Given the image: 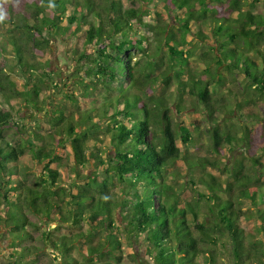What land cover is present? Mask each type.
Listing matches in <instances>:
<instances>
[{
  "label": "trees",
  "instance_id": "obj_1",
  "mask_svg": "<svg viewBox=\"0 0 264 264\" xmlns=\"http://www.w3.org/2000/svg\"><path fill=\"white\" fill-rule=\"evenodd\" d=\"M259 1L141 0L140 7L125 8L122 0H0L5 15L0 22V229L12 240V264H39L42 255L51 257L48 264H80L72 252L82 238L89 248L81 264H123L122 243L112 231L118 227L130 236L132 245L145 234L150 264H218L225 252L233 264H264V210L258 209V201L264 200L260 193L264 180L259 170L247 172L243 160L225 166L230 174L225 185L205 172L198 184L191 181L200 190L183 202L175 181L167 182L178 176L175 171L169 175V168L185 156L187 147L197 148L193 142L203 136L212 145V153L225 156L224 144L240 145L247 158L260 165L255 141L264 137V126L247 108L264 102V14L254 12ZM150 4L160 7L158 12L148 10ZM152 11L153 18L148 15ZM189 34L201 46L206 44L207 50L197 55L196 46L187 41ZM67 37L75 41L71 59L76 64V85L85 84L81 98H69L85 106L108 97L98 110L79 109L70 116L66 109L45 112L49 104L41 95L49 90L45 79L53 72L43 70L48 60L38 59L47 57L56 40ZM145 42L147 46L160 42L168 52L169 65L166 73L157 76L153 65L139 79L131 51L138 47L143 51ZM6 53L16 58L11 70L2 61ZM195 57H200L201 68L194 71ZM184 73L188 80L180 83L190 85L193 108L203 105V111H196L212 124L206 131L200 130V124L195 126L202 136L191 128L196 112H186L187 106L179 102L176 109L183 119L178 124L165 98H155L152 86H147L160 76L170 84ZM14 77L24 78V85L20 87ZM239 77L247 84L241 93L233 90ZM229 83L233 86L227 87ZM101 84L117 96H94ZM224 94L232 101L219 104ZM14 101L43 115L50 133L43 135L39 127L31 136L17 130ZM221 109L248 117L246 122L259 123L261 130L256 135L253 127L239 124L221 131V119L216 116L224 113ZM10 131L21 135L22 141L9 140ZM104 135L110 137L115 153L100 179L99 167L105 161L87 153L91 142L105 143ZM60 146H69L75 158L77 179L69 185L58 168L61 158L55 152ZM27 152L43 166L32 186L28 184L31 170L19 163ZM200 164L221 167L219 159H201ZM246 203L255 211L244 209ZM119 209L121 220L116 217ZM29 215L59 225L81 226L86 221L90 228L88 234L72 236L44 230L39 237L43 247L29 245L34 240L32 231L38 229ZM201 215L205 216L202 222ZM255 218L259 221L254 228L242 226V219ZM96 231L107 236L92 244Z\"/></svg>",
  "mask_w": 264,
  "mask_h": 264
},
{
  "label": "rangeland",
  "instance_id": "obj_2",
  "mask_svg": "<svg viewBox=\"0 0 264 264\" xmlns=\"http://www.w3.org/2000/svg\"><path fill=\"white\" fill-rule=\"evenodd\" d=\"M122 3L125 8H132V7H140L141 6V0H122ZM150 9L148 10H159L158 7L155 5H149ZM254 12L256 13H262L264 14V0H260L256 6ZM165 15V13H163ZM178 16H182V12L177 13ZM149 17L153 18L155 17V13L152 11ZM166 16V15H165ZM165 21L166 19L163 18ZM173 21V20H172ZM65 23H67L65 21ZM98 23V22H97ZM159 25H162L161 23H158ZM174 24V21H173ZM158 30V28H156ZM141 34V31H140ZM73 40V39H72ZM187 41L194 44L197 48V55L202 54L207 49L205 46L206 44L200 45V42H198V39H195L193 34H189L187 36ZM74 43L70 42L68 40V37L65 40L58 39L53 43V47L51 51H48L49 54L45 59H38L39 62H46L48 60L49 66L44 68V71L47 72H53L51 73V76L48 79H45L46 82H48L49 90L44 91L41 95L42 98L47 100L48 107L45 108V112L53 111L57 109H66V115L70 116L77 111H83L84 109H95L98 110L104 101L108 100V97L105 100H99L98 102L93 103H86L85 106H83L79 102H74L69 98V96H74L75 98H78L84 95L85 93V84L83 83L82 86H77L76 83L78 82L77 77H75V66L76 64L72 61L71 56ZM76 47V46H75ZM72 48V49H71ZM142 49L138 47L137 49H133L131 51V54L134 56L133 60L131 61L132 66L135 65V74L140 79L142 75L148 74L151 70L150 68L153 65H156L157 70L154 73V76H157L159 73H166V70L169 65L168 60V52L166 48H163L160 46V42H158V45L154 42H152L151 46H147V43L145 42ZM158 49H161L158 50ZM156 54V55H155ZM5 57L2 58L3 63L5 64V68L8 70L12 69V64L16 62V58L11 53L4 54ZM200 57H195V59L192 62V69L199 70L201 68L200 64ZM112 63V61H110ZM143 68L139 71V69ZM180 68V67H179ZM172 75V74H170ZM85 77V76H84ZM188 75L183 74L180 76L179 79L173 78L170 82V84H166V82L163 80V77H159L154 83H150L147 85L148 87L152 86L154 97L155 98H165V102L171 109L173 108V111L171 112V115L176 120L178 124L182 122L183 116L177 113L176 106L179 102L183 101L184 105L187 106L188 111L186 112H196L194 117L191 119L192 123V129L194 131V134L196 136H202V133H199L198 131L195 132V126L200 124V130L206 131L211 127L212 124H210L209 121L203 119V116L198 113L203 111V105L197 106V109H194L192 106V102H194V96L189 91V86L184 87L180 82H185L188 80ZM17 84L22 87L25 83L24 78L22 77H14ZM95 81V79H94ZM122 83H125V78H122ZM108 83V81H107ZM68 86V87H67ZM113 86H118L117 83H114ZM233 86L232 83H229L227 87ZM247 88V84L245 81H243L242 77L238 78L237 83H235V86H233V90L240 92L242 90H245ZM210 90H213V87L210 88ZM132 94H137V90L132 89ZM94 96H111L110 99H114L117 96V92L112 91L111 89H108L107 85L101 84L98 85V91L93 92ZM182 97V98H181ZM49 100V101H48ZM232 101L231 96L228 94H224V99H220L218 101L219 104H228ZM46 105V104H45ZM14 106V114L15 115V122L19 125V128L17 130L23 131L25 134L27 133L29 136H31V132L34 128H42L41 133L43 135H48L50 133V127L44 119L43 115L37 113V112H31L24 108L23 103H17V101L13 102ZM120 110L123 109V106H118ZM231 108V107H230ZM248 110L255 114L256 116H259L261 124L264 126V102H260L257 104H250L248 107ZM82 109V110H81ZM198 110V111H196ZM224 113H218L216 116H218L219 119H221L220 122V128L221 131H228L229 128L233 126H245L248 125L250 128L256 129V135L259 130H261V126L259 127V123L250 122L247 123L248 117L246 119L240 118L238 113L235 115L229 114L228 110L221 109ZM113 111L109 109V113L111 114ZM227 112V113H226ZM53 113V112H52ZM93 115H95V112H93ZM78 117V114L75 115ZM194 120H197L196 122H192ZM8 139L11 141H19L21 139V135L15 136L13 135V131L8 132ZM105 137V143L103 145H99L96 142L90 143V148L88 151V155L94 154L95 156H101L103 160L105 161L104 166L99 167L100 179H103L105 177V170L108 167L109 164V158L114 157L115 150L110 145V137L108 135H104ZM198 138V137H197ZM206 136H203L201 141L193 142L197 148L194 146H189L186 148L187 153L185 156L177 163L175 166L176 169L169 168L168 174L170 175L173 171L178 173V176L176 178L169 179L168 184H171L172 181H175V187L176 191L179 194L180 201L189 200L191 196L196 195L195 191L200 190V187L193 186L191 184V181H194L196 184L199 178L205 173L208 172L215 176L219 182H221L223 185L226 184V181L229 179L230 174L224 169L225 166H232L237 161H244V164L246 166L247 172L252 173L256 170H259L260 175L263 176L262 179L264 180V137L259 138L257 137L255 144L258 147L257 150V158L260 160V165H255L251 162L249 158H247L246 153L242 150V147L240 149L239 146H232L230 147L227 144H224V148H226V155H216L215 153H212L213 150L212 145L209 143V141L206 140ZM180 146H184V144L180 143ZM186 146H184L185 148ZM236 147V148H235ZM56 155H58L61 158V162L59 164V172L62 178V181L64 184L69 185L72 184L73 181L77 179V175L75 172V158L73 153L70 150L69 146H60L56 149ZM210 158V159H209ZM201 159H207L210 161L213 160H220L221 167L220 169H215L210 166L200 167ZM21 166H27L31 170V178L28 181V184H33V180L40 175V173L43 170V166L39 164V162L35 161L32 157V154L30 152H27L26 155H24L20 161ZM80 169V167H78ZM81 171H88L91 170L88 167L84 169H80ZM185 185L184 187H181ZM32 186V185H31ZM238 192V191H237ZM235 191V194L237 193ZM264 195V187L260 191ZM260 200V198H259ZM249 203V202H247ZM245 204L244 209L249 208V210L253 211V205L250 206L249 204ZM258 209L264 210V200L258 201ZM129 212V210H128ZM30 219L38 224V229L35 231H32L34 234V240L33 242H28L27 244H35L36 246L43 247V244L39 240V237L41 236L42 232L44 230L50 232L53 231L55 235L57 236H72L80 233L88 234L89 232V225L85 221L81 226H74L72 223H66L64 225H59L56 223V221L51 220H39L33 215H29ZM116 217L121 220V210L119 209L116 212ZM204 215L200 216V221L202 222L204 220ZM258 219H253L251 221H248L246 219H242L241 223L242 226L246 229H252L254 228L255 224L258 222ZM113 233L116 234V237L120 242L122 243V252L124 256L123 264H150V258L147 256V245L148 242L145 240V234H141L140 238L133 243V245L130 243V236H128L121 227H118L116 230H112ZM97 235L93 238L92 244H97L98 242H102L106 236L107 232L103 231H96ZM132 239V238H131ZM12 240L7 235L5 230L0 229V264H12V260L10 255L13 254V251L11 248ZM79 245L78 248H75L72 252V256L80 262L85 261V256L87 255V249L88 243L85 241V239H80L77 243ZM222 249V248H221ZM225 255H221L219 257L218 264H233L231 260H229L227 256V252L224 253ZM51 260V257L47 255H42L39 264H48ZM59 262H62V259L60 257ZM200 262H204V257H200Z\"/></svg>",
  "mask_w": 264,
  "mask_h": 264
},
{
  "label": "clouds",
  "instance_id": "obj_3",
  "mask_svg": "<svg viewBox=\"0 0 264 264\" xmlns=\"http://www.w3.org/2000/svg\"><path fill=\"white\" fill-rule=\"evenodd\" d=\"M5 19V15L2 10H0V22H2Z\"/></svg>",
  "mask_w": 264,
  "mask_h": 264
}]
</instances>
